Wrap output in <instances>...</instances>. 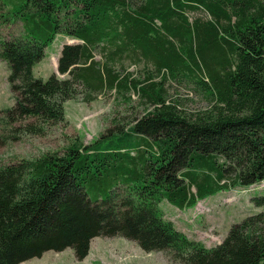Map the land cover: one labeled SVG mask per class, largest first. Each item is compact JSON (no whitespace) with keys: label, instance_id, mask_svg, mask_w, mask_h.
Here are the masks:
<instances>
[{"label":"trees","instance_id":"1","mask_svg":"<svg viewBox=\"0 0 264 264\" xmlns=\"http://www.w3.org/2000/svg\"><path fill=\"white\" fill-rule=\"evenodd\" d=\"M190 12L208 20L189 21ZM17 22L22 34L0 39L14 101L0 110V146L43 134L27 118L63 122L68 101L113 93L130 104L135 94L142 114L86 145L0 165V264L65 249L82 261L96 237L123 238L171 264H264V212L208 248L159 207L192 209L264 181V0H0V24ZM57 35L77 42L56 62L67 78H35ZM127 62L152 71L141 80ZM168 78L193 84L209 107L184 112L168 99ZM250 203L264 207V192Z\"/></svg>","mask_w":264,"mask_h":264},{"label":"rangeland","instance_id":"2","mask_svg":"<svg viewBox=\"0 0 264 264\" xmlns=\"http://www.w3.org/2000/svg\"><path fill=\"white\" fill-rule=\"evenodd\" d=\"M5 1V0H4ZM17 3V0H12ZM143 0H131L132 5H139ZM7 8H11L10 3ZM189 21L196 18L208 20L204 12L187 13ZM23 28L20 22L0 24V39L22 34ZM68 37L57 35L49 44L42 61L33 67L35 78L46 80L55 74L56 62L62 46ZM71 44L76 41L69 40ZM97 59L99 57H96ZM129 72H133L136 78L143 79L145 71L152 68L143 65L134 66L128 62L125 64ZM8 71L3 62H0V110L9 109L14 101L7 84ZM154 81H159L158 77ZM164 88L169 101H175L180 108L189 113L206 110L209 105L206 98L191 83L180 79H167ZM142 114L141 105L137 96L131 95V103H123L122 98H116L115 94H103L90 104L80 101H68L64 104V120L58 124L41 123L36 118H27L24 124H32L42 129V135H21L18 141L0 146V165L12 163L22 158H35L46 152L62 153L70 144L78 140L82 144H88L97 138L113 124H124ZM17 126V125H15ZM264 181L248 188H234L221 191L216 195L207 197L198 202L192 209L182 211L170 206L165 200L159 207L164 218L171 221L175 228L184 233L189 239L199 241L211 248L226 237L230 227L242 221L247 216L264 212V207L257 208L250 203V198L259 195L264 187ZM194 191V190H193ZM21 264H171L163 253H146L135 243L120 237L92 239L88 255L82 260L74 258L71 249L62 252H45L40 258H33Z\"/></svg>","mask_w":264,"mask_h":264},{"label":"built area","instance_id":"3","mask_svg":"<svg viewBox=\"0 0 264 264\" xmlns=\"http://www.w3.org/2000/svg\"><path fill=\"white\" fill-rule=\"evenodd\" d=\"M253 186H254V184H253V185H251V186H249V187L251 188V187H253ZM263 187H264V186H263ZM256 191H259V192H260V191H263V192H264V188H263V189H261V190H256Z\"/></svg>","mask_w":264,"mask_h":264},{"label":"crops","instance_id":"4","mask_svg":"<svg viewBox=\"0 0 264 264\" xmlns=\"http://www.w3.org/2000/svg\"><path fill=\"white\" fill-rule=\"evenodd\" d=\"M69 38L66 40V43L65 44H71L70 42H69Z\"/></svg>","mask_w":264,"mask_h":264},{"label":"bare ground","instance_id":"5","mask_svg":"<svg viewBox=\"0 0 264 264\" xmlns=\"http://www.w3.org/2000/svg\"><path fill=\"white\" fill-rule=\"evenodd\" d=\"M258 184H260V183H258ZM255 185H257V184H255Z\"/></svg>","mask_w":264,"mask_h":264}]
</instances>
